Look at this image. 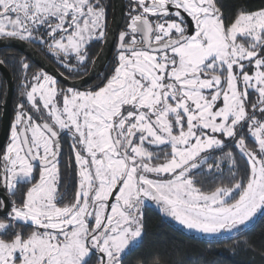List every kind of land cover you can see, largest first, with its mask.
Segmentation results:
<instances>
[{
    "label": "snow or ice",
    "instance_id": "snow-or-ice-1",
    "mask_svg": "<svg viewBox=\"0 0 264 264\" xmlns=\"http://www.w3.org/2000/svg\"><path fill=\"white\" fill-rule=\"evenodd\" d=\"M224 7L130 0L110 72L83 90L18 61L0 264H125L148 202L206 236L244 235L264 218V6ZM107 29L104 0H0V38L39 44L69 76L87 72ZM243 244L264 264V246ZM139 264L185 260L153 250Z\"/></svg>",
    "mask_w": 264,
    "mask_h": 264
},
{
    "label": "trees",
    "instance_id": "trees-1",
    "mask_svg": "<svg viewBox=\"0 0 264 264\" xmlns=\"http://www.w3.org/2000/svg\"><path fill=\"white\" fill-rule=\"evenodd\" d=\"M222 3L225 6L223 11L232 15L241 6L248 10L264 6V0H222ZM145 222L143 242L126 256L125 264H139L153 250L165 256L183 257L185 264H260L258 255L247 249L243 240L247 236L257 248L264 246V218H258L244 235L218 239H202L186 234L168 224L152 208L145 210Z\"/></svg>",
    "mask_w": 264,
    "mask_h": 264
},
{
    "label": "flooded vegetation",
    "instance_id": "flooded-vegetation-1",
    "mask_svg": "<svg viewBox=\"0 0 264 264\" xmlns=\"http://www.w3.org/2000/svg\"><path fill=\"white\" fill-rule=\"evenodd\" d=\"M104 3L107 5V23H108L107 31L109 33L110 25H111L112 18H113L115 1L114 0H104ZM129 5H130V0H123L122 21H121L119 28L116 30V32L111 37V53H110V56H109V58L105 64L102 72L91 83H89L85 87L79 88L80 90H83V89L87 88L89 85L96 83L98 80V77H100L103 74H107V72L111 70V67L115 61V56H116V51H117V37L119 35V32L121 30H123L127 24ZM23 43L29 45L39 55V57H41L42 61L45 62L47 65H49L51 68H53L62 78L65 79V77H68V79H66L67 81L77 82V81L82 80L83 78H85L89 74L90 69L93 66L92 61H95V59L97 58L98 54L100 53L105 42H94L91 45V47H90L91 57H90V62L88 63V66H87V72H85L83 69H81L80 74L71 75V76H69V73L66 71V69H64L61 66L58 58L54 57L50 53H47L42 46H40L39 44H28L27 42H23ZM21 58H23L30 65H32L31 70L33 72L38 70V69H41L34 62H32V60L29 57L23 55L21 52L15 50V49H11V48H0V60L6 61V63L3 66L9 72V74L13 80V94L11 96V104H10V109H11L10 123L13 119L15 106L18 103V101L21 99V97L19 95L20 90H21V81H20V72H19V63H18V61ZM61 73H63V75H61ZM61 84L64 85L62 82H61ZM6 90H7V88H6L5 79L2 76V74L0 73V127H1V115H2V111H3L2 107L5 103V99H6V95H7ZM8 136H9V133H8ZM8 136H7V139H6L5 144L3 146H5L7 144ZM70 143H71V141L67 137H65L64 138V146H63L64 155L62 157V164H61L62 174H64L65 176L68 175V173L65 169V164L69 161V154H70L69 145H70ZM71 162H72L73 175H74V169H75L74 156L72 157ZM73 184H74V180H73ZM67 191H68L69 197L71 198L74 195V191H75L74 186L70 185L68 187ZM0 198H5V195H4L2 190H0Z\"/></svg>",
    "mask_w": 264,
    "mask_h": 264
},
{
    "label": "water",
    "instance_id": "water-1",
    "mask_svg": "<svg viewBox=\"0 0 264 264\" xmlns=\"http://www.w3.org/2000/svg\"><path fill=\"white\" fill-rule=\"evenodd\" d=\"M115 7L113 12V18L110 25L108 39L104 43L100 53L98 54L97 58L95 59V63H93L92 68L90 69L89 74L80 81L77 82H69L66 79L62 78L53 68L47 65L45 62L42 61L41 57L27 44L19 41L14 40H4L3 38L0 39V48H11L21 52L23 55L29 57L32 62H34L37 66L41 69L46 71L48 74L54 76L56 79L60 80L66 87H85L89 83H91L103 70L109 56L111 53V37L119 28L122 17H123V0H114ZM0 73L5 79L6 82V99L3 105V111L1 115V127H0V149H2L5 141L7 139L9 133V126H10V115H11V96L13 94V80L3 65H0ZM154 209L157 213L161 215L159 209L155 204H153ZM164 219V218H163Z\"/></svg>",
    "mask_w": 264,
    "mask_h": 264
},
{
    "label": "rangeland",
    "instance_id": "rangeland-1",
    "mask_svg": "<svg viewBox=\"0 0 264 264\" xmlns=\"http://www.w3.org/2000/svg\"><path fill=\"white\" fill-rule=\"evenodd\" d=\"M148 203H149V206L147 208L154 209L153 204H151V202H148ZM161 215L163 216L164 220L168 224L173 225V226L177 227L178 229H180L182 232H184L186 234H189V235H192V236L197 237V238H202V239H218V238H221V237H230V236H233V235H236L237 234V233L233 232V233H223V234L216 235V236H206V235H202V234H199V233L190 232L187 229L182 228V226H180L177 222L173 221L171 218L164 216L162 213H161Z\"/></svg>",
    "mask_w": 264,
    "mask_h": 264
}]
</instances>
